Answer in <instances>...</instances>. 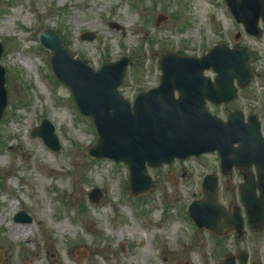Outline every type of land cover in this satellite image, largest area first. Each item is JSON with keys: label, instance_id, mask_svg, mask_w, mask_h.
Listing matches in <instances>:
<instances>
[{"label": "rangeland", "instance_id": "rangeland-1", "mask_svg": "<svg viewBox=\"0 0 264 264\" xmlns=\"http://www.w3.org/2000/svg\"><path fill=\"white\" fill-rule=\"evenodd\" d=\"M159 14L167 18L157 25ZM48 27L96 69L129 56L121 91L132 100L158 85L165 51L199 56L220 42L234 43L242 31L240 44L257 53L250 104L264 118V37L246 33L225 0H0L9 99L0 122V264H219L239 248L252 252V260L263 257L264 232L237 245L192 222L187 204L198 197L192 180L201 166L198 172L187 166L193 162L150 168L156 185L136 197L125 163L87 154L98 134L53 74L37 38ZM84 31L97 36L82 40ZM44 117L55 125L58 152L31 136ZM95 187L103 193L98 203L89 196ZM20 211L31 220L15 221ZM15 226L33 228L18 238Z\"/></svg>", "mask_w": 264, "mask_h": 264}, {"label": "water", "instance_id": "water-1", "mask_svg": "<svg viewBox=\"0 0 264 264\" xmlns=\"http://www.w3.org/2000/svg\"><path fill=\"white\" fill-rule=\"evenodd\" d=\"M226 3L249 33L262 34L259 22L260 18L264 19V0H226ZM159 16V20L166 18ZM81 37L93 40L95 34L85 32ZM38 38L50 52L56 77L72 90L82 113L95 121L99 139L89 149V155L127 163L130 168V191L134 195L148 193L154 187L148 166L156 167L172 162L176 157L185 158L213 150H218L224 162L228 159L225 162L228 163L235 142L246 141L241 139L231 120L222 121L205 106L207 98L218 101L229 96L220 91L222 87L228 86L227 94H233L234 78L246 79L241 83L245 84L252 77L250 56L244 48L236 46L232 49L220 44L201 58L165 53L160 60V85L139 93L132 105L119 90L129 63L126 56L96 70L86 61L76 58L53 29H44L39 32ZM2 53L0 41V58ZM208 68L217 72V87L204 73ZM5 74V67L0 63V120L8 105ZM176 90L180 94L178 98ZM31 135L43 138L54 151L61 149L55 126L48 118L33 127ZM253 138L257 153L264 143L258 121H255ZM208 182L209 178L204 184ZM212 192L215 194L216 189ZM91 197L97 200L95 196ZM248 204L249 211L254 209L258 213L255 197L251 201L249 199L247 208ZM190 212L200 225L211 228L215 227L220 217L227 216L216 204L200 201L190 207ZM16 218L30 220L24 213H19ZM241 262L246 263V257L241 256ZM222 264H235L234 256L228 255Z\"/></svg>", "mask_w": 264, "mask_h": 264}, {"label": "flooded vegetation", "instance_id": "flooded-vegetation-1", "mask_svg": "<svg viewBox=\"0 0 264 264\" xmlns=\"http://www.w3.org/2000/svg\"><path fill=\"white\" fill-rule=\"evenodd\" d=\"M252 81L253 80H251L247 86L240 88L238 96L232 101L222 103L220 105L208 103V106L214 113L224 119L228 118L230 112L242 110L245 122L249 124L250 116L255 112L249 100V89L252 86ZM235 83H238V80H236ZM262 124L264 130V121H262ZM258 171V165L254 162L253 157L242 160L239 164L234 163L233 166L228 168L226 171L221 168V159L217 158L213 159V162L209 164L208 169L204 174H201L197 177V179L192 180L194 188H196L200 195L202 194V185L205 174L213 173L215 176H218L220 189L219 198L227 208H230L231 206L240 208L244 216V220L246 221V231L253 239L255 236H259L262 232H264V228L259 231H254L249 228V224L247 223L248 217L242 204V186L244 185L247 188H251V186H253V184H255L259 179ZM256 191L259 195V185L256 187ZM236 240H241V238ZM255 260H259V258Z\"/></svg>", "mask_w": 264, "mask_h": 264}, {"label": "bare ground", "instance_id": "bare-ground-1", "mask_svg": "<svg viewBox=\"0 0 264 264\" xmlns=\"http://www.w3.org/2000/svg\"><path fill=\"white\" fill-rule=\"evenodd\" d=\"M16 202L12 203L13 206H16ZM33 227H25V226H15L11 231L16 237H29L30 232L28 231L31 230Z\"/></svg>", "mask_w": 264, "mask_h": 264}]
</instances>
